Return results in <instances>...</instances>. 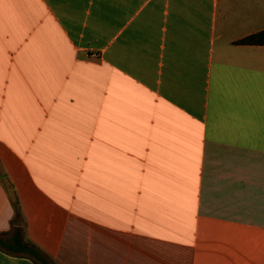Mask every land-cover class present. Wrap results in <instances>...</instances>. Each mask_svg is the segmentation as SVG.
Segmentation results:
<instances>
[{"label":"crops","instance_id":"0c3cea01","mask_svg":"<svg viewBox=\"0 0 264 264\" xmlns=\"http://www.w3.org/2000/svg\"><path fill=\"white\" fill-rule=\"evenodd\" d=\"M261 30L264 0H0V231L14 194L54 264H264Z\"/></svg>","mask_w":264,"mask_h":264},{"label":"trees","instance_id":"16d2710c","mask_svg":"<svg viewBox=\"0 0 264 264\" xmlns=\"http://www.w3.org/2000/svg\"><path fill=\"white\" fill-rule=\"evenodd\" d=\"M240 42L262 43L264 42V30L249 35ZM10 206L12 214L9 219V228L6 231H0V249L11 255L28 257L35 264H54L49 257L25 238V224L14 194H11Z\"/></svg>","mask_w":264,"mask_h":264}]
</instances>
